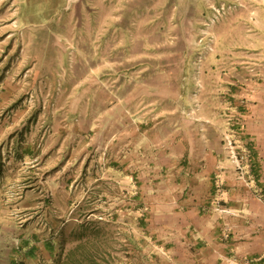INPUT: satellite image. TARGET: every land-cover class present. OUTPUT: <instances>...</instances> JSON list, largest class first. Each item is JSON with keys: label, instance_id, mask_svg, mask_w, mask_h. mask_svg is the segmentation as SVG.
Here are the masks:
<instances>
[{"label": "rangeland", "instance_id": "1", "mask_svg": "<svg viewBox=\"0 0 264 264\" xmlns=\"http://www.w3.org/2000/svg\"><path fill=\"white\" fill-rule=\"evenodd\" d=\"M218 4L231 9L207 30L212 51L195 67L197 40ZM18 15L19 55L0 57V99L8 101L0 115L20 132V148H30L20 158L8 153L22 176L55 165L57 264H167L145 214L148 195L169 182L161 163L177 128L179 179L206 182L208 171L190 165L209 164L204 150H217L202 212L230 222L231 190L264 205L256 181L264 153L243 136L261 77L264 0H20Z\"/></svg>", "mask_w": 264, "mask_h": 264}, {"label": "crops", "instance_id": "2", "mask_svg": "<svg viewBox=\"0 0 264 264\" xmlns=\"http://www.w3.org/2000/svg\"><path fill=\"white\" fill-rule=\"evenodd\" d=\"M19 11L20 0H0L1 58L19 55ZM258 22L263 28L264 20ZM256 54L261 77L257 92L248 96L243 132L255 155L259 151L264 153V47ZM7 104V100L0 99V107ZM7 119L0 115V264H57L62 223L55 219L59 217L53 214L55 208L50 206L51 200H58L55 192L60 184L55 165H43L40 176L30 169L24 170L22 176L20 161H14L8 153L12 149L14 156L20 158V155L30 153V148H20V132L11 130ZM207 130L214 131L210 127ZM179 134L177 128L176 134L166 140L171 153L164 156L166 161H162L161 169L169 182L163 185V190L158 189L160 185L153 190L154 194L148 195L149 207L145 214L146 221L151 220L149 229L153 228L150 237L165 252L167 264H264V205L243 192L235 195L231 190L227 205L232 207L234 215L229 217L230 222L210 212H202L201 204L210 196L209 178L215 170L217 150H204L209 164L190 165L192 171H208L204 173L208 177L206 182L192 180L193 185H190L191 179L178 178L185 172L177 157L182 155L179 151L183 149L180 140L176 139ZM175 153H178L176 161ZM256 167V181L264 186V161ZM230 182L229 187L237 186ZM45 185L52 190L51 197L45 195ZM43 220L47 222V230ZM225 229L228 232L226 238L223 237Z\"/></svg>", "mask_w": 264, "mask_h": 264}, {"label": "built area", "instance_id": "3", "mask_svg": "<svg viewBox=\"0 0 264 264\" xmlns=\"http://www.w3.org/2000/svg\"><path fill=\"white\" fill-rule=\"evenodd\" d=\"M230 9H231V7L229 5H225V4H218L217 6H211V16L207 20V22H205L204 36L198 38V40H197L198 44L201 43L203 45H202V51L197 53V55L194 59L195 67H198V65L200 64V62L204 58V56L208 52L212 51L213 37L208 34L207 30H209V28L213 24H215L219 20V18H221L224 14H226L227 11H229ZM205 35H206V37H205ZM224 140H225L226 148L228 149V151L230 153V158L232 159V162L235 164L236 169L241 170V166L238 162V158H237V155L235 153L234 146H233L232 140L230 139L229 135H225ZM263 201H264V197H263Z\"/></svg>", "mask_w": 264, "mask_h": 264}]
</instances>
